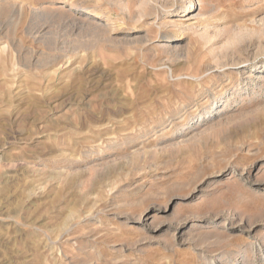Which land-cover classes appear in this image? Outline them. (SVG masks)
<instances>
[{
  "label": "rangeland",
  "instance_id": "obj_1",
  "mask_svg": "<svg viewBox=\"0 0 264 264\" xmlns=\"http://www.w3.org/2000/svg\"><path fill=\"white\" fill-rule=\"evenodd\" d=\"M0 264H264V0H0Z\"/></svg>",
  "mask_w": 264,
  "mask_h": 264
}]
</instances>
